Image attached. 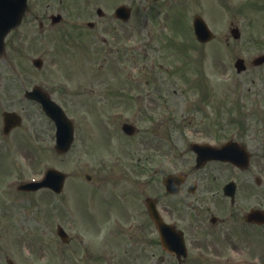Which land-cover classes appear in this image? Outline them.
Wrapping results in <instances>:
<instances>
[{"label": "rangeland", "instance_id": "obj_1", "mask_svg": "<svg viewBox=\"0 0 264 264\" xmlns=\"http://www.w3.org/2000/svg\"><path fill=\"white\" fill-rule=\"evenodd\" d=\"M40 1L37 8L33 3L18 29L26 37L17 45L14 36L8 57L0 58V114L9 107L19 111L20 88L40 85L67 107L76 139L68 153L55 152L51 121L28 101L19 111L22 128L8 138L0 131V264L10 259L16 264H89L87 251L98 261L90 264H100L105 255L107 264L128 262L131 255L124 252L132 246L131 234L138 241L136 263L174 264L157 244L155 250L150 243L149 251L147 239L145 199L155 197L154 185L162 192L167 169L179 160L178 155L171 157V141L165 139L220 140L232 134L247 141L253 157L246 174L245 205L247 211L264 208V67H253L251 60L245 73L234 67L238 57L248 61L264 53V0H80V4L69 0L66 8L74 20L89 19L88 13L102 8L106 17L96 30L42 28L39 22L51 24L59 0ZM121 4L134 6L132 19L122 25L113 19ZM197 15L217 40L194 43L192 24ZM236 26L241 38L226 40ZM35 58L44 61L42 69L33 66ZM117 93L124 97L117 99ZM130 97L147 110L140 109L137 116L139 133L125 138L120 124L117 131L110 124L115 118L110 115L118 103L123 105L117 109L130 120L139 113L134 111L136 104L127 107ZM163 103L179 106L181 112L163 123ZM49 167L68 175L61 195L21 193L7 185L10 179L40 177ZM216 167L220 181L242 178L230 166ZM152 169L158 172L148 179ZM256 177L262 185L256 184ZM129 222L136 228L124 232L125 238L110 233ZM58 225L69 234V242L58 237ZM258 229L247 226V243H239L247 255L237 250L231 254L263 257L264 230L260 234Z\"/></svg>", "mask_w": 264, "mask_h": 264}, {"label": "flooded vegetation", "instance_id": "obj_2", "mask_svg": "<svg viewBox=\"0 0 264 264\" xmlns=\"http://www.w3.org/2000/svg\"><path fill=\"white\" fill-rule=\"evenodd\" d=\"M28 2L29 9L30 7H32L33 3H35L36 8L39 7L41 3L40 0H29ZM67 2H69V0H59L58 6L54 11V15L56 14L63 16V19L60 22H51V24L49 23L48 25H45L42 21H40L39 25L42 28L48 27L50 29L62 26H69L74 30L75 28H78L75 27L76 23L65 22L68 18H72L70 15H74L69 11V9L66 8ZM72 3L80 4V0H73ZM47 6L49 7L51 5ZM131 8L133 10L134 6ZM99 10L100 8H97L95 10V13H88L90 18L87 20L86 25L92 30H96L97 28H99V26H102V20H104L106 17L105 13L102 10ZM54 15H52V18ZM113 19L116 20V23L119 22L121 25L125 24L122 21L116 19L115 16L113 17ZM24 24L25 23L23 22L19 28L14 29L8 34L5 39V48L0 54V58L8 57L9 47L14 43V36H16L15 39L17 40V45H20L19 43H21L22 40L26 37L24 32H18V29H21ZM82 24L83 23H78V25L80 26ZM21 82L23 81L21 80ZM20 89L22 91L18 94L17 100L21 104V108H19V111H22L23 109H26L25 107L28 99L26 94L27 89ZM43 90L47 91L44 87ZM51 96L53 98L52 94ZM114 96L117 99L124 97L121 95V93H117ZM53 99L57 101L55 98ZM129 99L135 100V98L133 97H130ZM33 103L39 106V108L41 109L39 104L35 102ZM121 104L122 103L116 104L114 108H119ZM130 104L131 103L128 102L127 106ZM134 104H136L137 106L139 105L138 103ZM19 111L9 107V109H4L0 114V131L5 138L10 137L17 129H20L23 126L22 125L19 128L10 129L9 125L12 124V120H9L8 123H6L5 114L15 113V115H19L24 121V118L21 113H19ZM165 140L166 142L171 141L168 146L175 153V155L179 156V160L173 164L171 169H167L163 180L172 177L173 180L171 181L173 182L170 185V188H176L177 193H172L171 189H169V187L167 186H164L163 184L162 192L158 193V187L154 185L153 191L155 197H147L155 199L158 211L163 217L164 221L167 224L173 225L174 228L179 231L178 236L180 244H184L185 249H187V256L183 259L180 257L175 258L170 255H168V257H170L174 264H264V253L263 257H261L260 259L255 256L248 262L247 256L237 257L234 254H231V251L237 250L247 255V251L240 249L242 246L239 243H247V226L251 227L254 225L247 222V212L251 211L252 209H258L257 206L247 211V207L245 205V201L247 198V171H242L231 166L235 171L237 170L238 174L242 175V178H239L236 181L235 197H228L227 193L225 192L226 184H228L229 182H235V180L234 178H230L220 181L221 179L218 178L219 172L217 171L218 167H216V165H223L224 163L210 161L203 164L202 166H198V163L196 161L197 156L191 149L192 144L188 145V139L183 137V140L177 143L173 142L172 140ZM179 163L182 164L180 167L177 166ZM225 165L230 166L229 164ZM43 191H47L50 192V194L53 193L55 196H58L54 192L51 193V191L49 190ZM241 196L243 197L244 201L241 200ZM111 211L115 212V209L112 208ZM102 214L103 216L105 215L103 212ZM236 223H238L239 225H236ZM149 224V236H147V239L149 241V251H151V243L153 249L156 250L157 244L161 252H163L164 254H168L162 249L161 244H158L156 241L155 235L157 233V230L151 218H149ZM134 231L135 229H132L130 232L132 233ZM102 234L103 233L101 232V235ZM129 238L132 246L130 245L131 247L127 248L124 253H126L127 255L130 254L131 258L128 262L123 261L119 264H138L133 258V256L137 254V248L135 244L138 241L133 239L134 236L132 234L129 236ZM171 248L168 249V251H170ZM87 252L90 258H87L89 261L93 262L94 260H96L95 257H92L93 252ZM106 253L107 252L105 251L100 252L101 255H105ZM152 256L154 258L155 253ZM103 257H101L100 259V264H107L106 255ZM238 260L240 262H238ZM146 261L147 260L144 259V262ZM96 262L98 261L96 260Z\"/></svg>", "mask_w": 264, "mask_h": 264}, {"label": "water", "instance_id": "obj_3", "mask_svg": "<svg viewBox=\"0 0 264 264\" xmlns=\"http://www.w3.org/2000/svg\"><path fill=\"white\" fill-rule=\"evenodd\" d=\"M4 0H0V14L3 16V23H7V11L3 10L7 4L3 2ZM10 3L16 4L18 0H9ZM25 2V0H23ZM25 6H23L24 8ZM7 27V26H6ZM4 27V29H6ZM195 28L197 31V35L200 39H207L210 37L209 31L206 24L203 22L201 18H197L195 20ZM35 64L37 66L41 65L40 61H35ZM44 108L47 112V114L55 121L58 127V135H57V149L59 152L64 153L67 152L70 149L71 143L73 141V125L71 122L67 119L64 112L60 107H58L53 102L49 101V99H46L43 101ZM128 131H131L130 128L127 127ZM65 175L61 172H58L56 170H51L48 174L47 180L43 183L44 186L51 187L55 189L56 191L62 190V187L65 182ZM42 184L38 185L37 187H41ZM42 185V186H43ZM35 187V188H37Z\"/></svg>", "mask_w": 264, "mask_h": 264}]
</instances>
